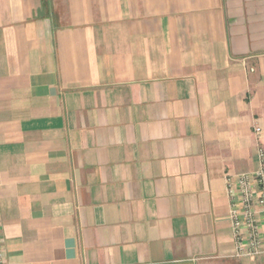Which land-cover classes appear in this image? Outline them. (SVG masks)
I'll list each match as a JSON object with an SVG mask.
<instances>
[{
	"label": "crops",
	"instance_id": "crops-1",
	"mask_svg": "<svg viewBox=\"0 0 264 264\" xmlns=\"http://www.w3.org/2000/svg\"><path fill=\"white\" fill-rule=\"evenodd\" d=\"M258 145L264 0H0L6 264H264L226 184Z\"/></svg>",
	"mask_w": 264,
	"mask_h": 264
},
{
	"label": "built area",
	"instance_id": "built-area-1",
	"mask_svg": "<svg viewBox=\"0 0 264 264\" xmlns=\"http://www.w3.org/2000/svg\"><path fill=\"white\" fill-rule=\"evenodd\" d=\"M253 70V69H252ZM258 135L262 129L256 127ZM259 168L226 177L232 234L239 255L264 254V148L258 145ZM0 214V264H6Z\"/></svg>",
	"mask_w": 264,
	"mask_h": 264
}]
</instances>
